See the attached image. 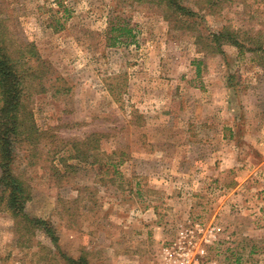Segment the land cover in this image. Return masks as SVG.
I'll return each instance as SVG.
<instances>
[{"label":"rangeland","instance_id":"obj_1","mask_svg":"<svg viewBox=\"0 0 264 264\" xmlns=\"http://www.w3.org/2000/svg\"><path fill=\"white\" fill-rule=\"evenodd\" d=\"M242 1L208 26L264 30V0ZM0 12L57 77L28 104L61 148H27L35 163L22 156L16 168L32 186L28 212L53 222L63 253L175 264L187 250L190 264H264V64L255 54L197 45L151 3L0 0ZM116 23L133 28V41L109 44ZM92 132L99 161L122 159L117 172L70 157V142ZM63 158L75 170L64 173ZM37 249L17 244L0 208V264H41Z\"/></svg>","mask_w":264,"mask_h":264},{"label":"trees","instance_id":"obj_2","mask_svg":"<svg viewBox=\"0 0 264 264\" xmlns=\"http://www.w3.org/2000/svg\"><path fill=\"white\" fill-rule=\"evenodd\" d=\"M126 1L151 3L160 7L164 19L172 27L191 31L195 43L212 52L224 54L223 46L233 45L239 50L255 54L260 63L264 64L263 29L242 30L227 23L211 29L206 22L208 16L221 15L225 4H231L235 0ZM58 3L61 4L60 1ZM109 31L110 45L117 42L129 43L135 36L132 33L133 28L128 23L112 24ZM124 37L131 39L122 41ZM46 82H50L51 86L57 83L51 65L42 57L35 42H24L12 33L0 12V208L6 210L14 220L17 244L25 248L37 247L38 252L44 253L40 258L41 264H92L85 255L74 258L63 253L53 222L49 218L28 212L32 186L16 168L22 156L25 164L35 163L34 156L31 157L27 148L38 154L45 151L44 148H47V154L49 151L57 153L61 148L57 141L58 150L56 144L51 145L47 141V134L36 125L28 104L33 92L45 90ZM100 141L101 134L92 132L81 140L70 142V157L79 163L88 162L91 166L100 163L101 168L105 167L104 170L117 172L122 159L119 157L115 161H112V158L110 161H99ZM23 147L26 149H22ZM61 160L64 173L77 167L73 163H68V158ZM52 168V171L62 175L57 166L52 165ZM38 233H41L48 242L38 239Z\"/></svg>","mask_w":264,"mask_h":264},{"label":"built area","instance_id":"obj_3","mask_svg":"<svg viewBox=\"0 0 264 264\" xmlns=\"http://www.w3.org/2000/svg\"><path fill=\"white\" fill-rule=\"evenodd\" d=\"M191 256L189 251L183 250L180 251L174 260L175 264H190L191 263Z\"/></svg>","mask_w":264,"mask_h":264}]
</instances>
